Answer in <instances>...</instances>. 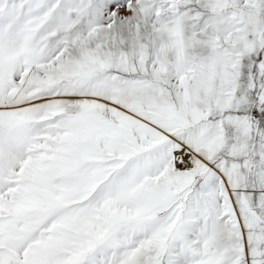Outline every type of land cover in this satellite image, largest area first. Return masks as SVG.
Returning <instances> with one entry per match:
<instances>
[{"label": "snow or ice", "instance_id": "6c2138e0", "mask_svg": "<svg viewBox=\"0 0 264 264\" xmlns=\"http://www.w3.org/2000/svg\"><path fill=\"white\" fill-rule=\"evenodd\" d=\"M0 264H264V0H0Z\"/></svg>", "mask_w": 264, "mask_h": 264}]
</instances>
